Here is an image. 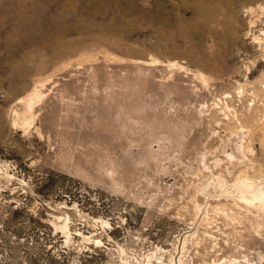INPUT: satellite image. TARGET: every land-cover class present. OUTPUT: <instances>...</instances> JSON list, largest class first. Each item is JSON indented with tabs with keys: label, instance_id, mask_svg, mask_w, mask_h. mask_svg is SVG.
<instances>
[{
	"label": "rangeland",
	"instance_id": "374dc122",
	"mask_svg": "<svg viewBox=\"0 0 264 264\" xmlns=\"http://www.w3.org/2000/svg\"><path fill=\"white\" fill-rule=\"evenodd\" d=\"M242 179L264 0H0V264H264Z\"/></svg>",
	"mask_w": 264,
	"mask_h": 264
},
{
	"label": "bare ground",
	"instance_id": "6f19581e",
	"mask_svg": "<svg viewBox=\"0 0 264 264\" xmlns=\"http://www.w3.org/2000/svg\"><path fill=\"white\" fill-rule=\"evenodd\" d=\"M247 179V178H246ZM250 180V179H249ZM211 183V182H210ZM238 187H239V189L243 192L242 193V195H243V197L244 198H248V200H249V198L251 199V200H253L252 198H254V197H262V199L264 198V189L263 188H261V189H258L256 192H252L251 191V193L249 192V189L251 188V187H253V185L251 186V182H250V184L248 183V182H246V181H244L243 179L242 180H240L239 182H238ZM260 187H263V186H260ZM259 187V188H260ZM236 188V187H235ZM236 191V190H235ZM234 191V192H235ZM238 192V191H237ZM233 193V192H232ZM238 193H241V192H238ZM246 198V199H247ZM259 200H260V198H259ZM260 201H263V200H260ZM246 203V202H245ZM260 203V202H259ZM253 204V203H252ZM263 204H264V202H263ZM258 208V207H257ZM185 243V242H184Z\"/></svg>",
	"mask_w": 264,
	"mask_h": 264
}]
</instances>
